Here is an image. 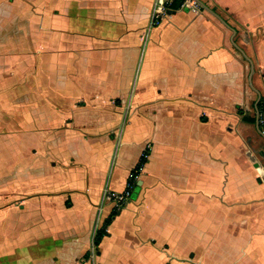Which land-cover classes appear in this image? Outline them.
I'll return each mask as SVG.
<instances>
[{"label": "crops", "instance_id": "1", "mask_svg": "<svg viewBox=\"0 0 264 264\" xmlns=\"http://www.w3.org/2000/svg\"><path fill=\"white\" fill-rule=\"evenodd\" d=\"M157 1L0 0V264H264V0Z\"/></svg>", "mask_w": 264, "mask_h": 264}, {"label": "built area", "instance_id": "2", "mask_svg": "<svg viewBox=\"0 0 264 264\" xmlns=\"http://www.w3.org/2000/svg\"><path fill=\"white\" fill-rule=\"evenodd\" d=\"M159 1V0H158ZM156 2V7L152 14V25L157 26L161 24L166 15L170 12L168 10V5H170L173 0H161L159 3ZM260 121L264 125V116L260 115ZM152 149V145L149 143L145 152V157L148 156L149 151ZM144 157V158H145ZM142 171V164L137 165L131 172L127 187L123 191H111L106 189L104 192V202L109 201L112 206L111 212H120L125 205L130 201L133 195V191L137 186V181L140 177Z\"/></svg>", "mask_w": 264, "mask_h": 264}, {"label": "rangeland", "instance_id": "3", "mask_svg": "<svg viewBox=\"0 0 264 264\" xmlns=\"http://www.w3.org/2000/svg\"><path fill=\"white\" fill-rule=\"evenodd\" d=\"M165 1V0H164ZM11 6V4L9 3V6L8 7H10ZM12 7V6H11ZM78 84V86H76V88H78V89H82V90H85V88H86V85L87 84H85L84 82H82L81 81V83H77ZM12 86V85H11ZM73 86H74V84H73ZM9 88V87H8ZM14 88V87H13ZM73 88H75V87H73ZM10 90V89H9ZM11 112H9L8 114H7V117L8 118H11V117H16V115L17 114H19L18 112H17V110H16V108L15 107H13V109H11L10 110ZM18 118V117H17ZM29 118H30V116H29ZM5 121H7L6 123H7V126L10 128V129H15L16 128V124H12V123H10L8 120H5ZM24 123H26V122H24ZM6 126V127H7ZM29 141H30V136H24V138H23V142L24 143H29ZM11 146H9V148H10ZM23 156H24V160H25V162H29L30 161V157H31V150H30V146H27V145H25V147L23 148Z\"/></svg>", "mask_w": 264, "mask_h": 264}, {"label": "water", "instance_id": "4", "mask_svg": "<svg viewBox=\"0 0 264 264\" xmlns=\"http://www.w3.org/2000/svg\"><path fill=\"white\" fill-rule=\"evenodd\" d=\"M191 1L197 3L201 8L207 10L208 12H210V13H212L213 15H215L216 17H218V18H219V19H220V20H221L226 26H228L229 28L233 29L234 33L236 34V30H235L234 28H232V27H231V26H230V25H229V24H228V23L222 18V16H221L220 14H218L214 9H212L211 7H209L204 1H202V0H191ZM150 27H153L152 22L150 23L149 28H150ZM243 54H244L245 57H247V58L249 59V61H250V63H251V68H252V70H251V74H250V81L252 82V76H253V73H254V70H255V66H254V63H253V61L251 60V58L248 57L244 51H243Z\"/></svg>", "mask_w": 264, "mask_h": 264}, {"label": "trees", "instance_id": "5", "mask_svg": "<svg viewBox=\"0 0 264 264\" xmlns=\"http://www.w3.org/2000/svg\"><path fill=\"white\" fill-rule=\"evenodd\" d=\"M184 1H185V0H173V1L170 3L169 7L172 8V9H175V10H176V9H180ZM142 160H143V162H144V161H145V158H143ZM117 213H118V212H112V213H111V217L114 216V215H116ZM111 217L108 219V223L110 222ZM105 233H107V232H106L104 229H102V230H98V232H97V234H96V237H95V244H96V245H99V244H100V241H101V239H102V236H103Z\"/></svg>", "mask_w": 264, "mask_h": 264}]
</instances>
